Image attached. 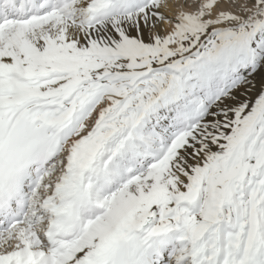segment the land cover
I'll return each instance as SVG.
<instances>
[{"label": "snow or ice", "instance_id": "snow-or-ice-1", "mask_svg": "<svg viewBox=\"0 0 264 264\" xmlns=\"http://www.w3.org/2000/svg\"><path fill=\"white\" fill-rule=\"evenodd\" d=\"M0 264H264V0H0Z\"/></svg>", "mask_w": 264, "mask_h": 264}]
</instances>
